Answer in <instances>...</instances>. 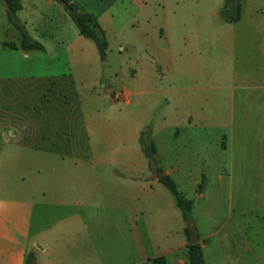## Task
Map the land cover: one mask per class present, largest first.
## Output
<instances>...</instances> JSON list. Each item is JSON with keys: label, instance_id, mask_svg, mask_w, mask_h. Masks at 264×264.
I'll list each match as a JSON object with an SVG mask.
<instances>
[{"label": "crops", "instance_id": "0c3cea01", "mask_svg": "<svg viewBox=\"0 0 264 264\" xmlns=\"http://www.w3.org/2000/svg\"><path fill=\"white\" fill-rule=\"evenodd\" d=\"M20 1L18 19L32 37L53 21L47 7L75 23L60 1ZM73 1L102 28L103 14L117 28L135 27L137 39L120 52L122 80L91 90L86 105L76 73L31 74L40 88L0 126V264H26L29 252L40 264L46 250L55 264H151L159 255L189 264L186 221L156 169L193 198L196 227L195 203L212 177L220 190L264 186V23L246 18L245 8L225 21L224 0H169L160 10L145 0ZM79 34L64 44L69 61ZM43 45L10 48L30 56L47 52ZM245 50L260 62L253 70L235 64ZM112 88L123 98L115 100ZM149 141L154 166L143 146ZM37 205L47 220L35 226ZM163 222L176 224V237L161 241ZM197 231L204 258L211 233Z\"/></svg>", "mask_w": 264, "mask_h": 264}, {"label": "rangeland", "instance_id": "374dc122", "mask_svg": "<svg viewBox=\"0 0 264 264\" xmlns=\"http://www.w3.org/2000/svg\"><path fill=\"white\" fill-rule=\"evenodd\" d=\"M109 1L98 0V3L102 5ZM145 1L147 6L157 10L167 8L169 2V0ZM240 1L242 10L243 8L246 10V18L254 15L258 22L264 23V0ZM4 5V0H0V75L7 76V78H0V126L9 122L12 110H23L24 104L30 101L29 90L31 88H40V82L31 78V74H55L62 71L76 73L77 86L84 105L88 102L87 98L91 90L103 88L101 84L108 86L110 83L122 80L119 69L120 52L126 50L127 43L130 44L131 41L135 42L137 39L135 27L125 25L123 28H117L116 25L110 23L109 15L103 14V29L107 38L105 57L100 56L92 38L79 34V47L72 49L69 61L64 44L74 38L78 30L75 23H72L71 27L63 22L52 8L47 7V10H44V16L50 17L53 21L40 25L39 30H30V33L33 37L35 36L34 39H40L45 43L48 50L25 56L22 51L4 45V41L19 43L21 35L19 29L8 19ZM55 21L60 24L58 29L53 28ZM121 44L124 45L123 48L120 47ZM245 55H248V50L236 55L238 56L235 61L237 67L253 70L254 65L260 64L257 59L248 61ZM240 58L242 62L239 61ZM3 136L0 133V143ZM215 183L212 177V184L208 187L206 197L197 200L193 210L197 227L201 231L206 230L211 233L204 248L205 263L223 264L233 262L236 256H240V260L234 263L242 264L243 258L249 257L251 264H264V186L256 185V188L249 190L243 187L220 190L217 189L218 186ZM34 217L35 226L46 219H42L39 205L36 206ZM166 226L164 222L161 224V241L177 236L173 228L176 226L175 223L170 227ZM167 228H169L168 231H166ZM42 239L40 236L35 241L40 244ZM249 245L251 246L250 252L248 251ZM46 252L47 250L45 253L41 251L40 264H55L56 256L53 253L48 255ZM130 253L133 257L134 253L131 251ZM144 264H149L148 260H145Z\"/></svg>", "mask_w": 264, "mask_h": 264}, {"label": "trees", "instance_id": "16d2710c", "mask_svg": "<svg viewBox=\"0 0 264 264\" xmlns=\"http://www.w3.org/2000/svg\"><path fill=\"white\" fill-rule=\"evenodd\" d=\"M60 1L73 21L75 22L78 31L86 37H90L94 40L99 54L102 58L105 57L107 38L99 23L98 19L94 13L90 11L83 10L80 6L73 0H57ZM6 5V13L10 22L19 29L20 31V41L16 43L14 41H4V45L16 48L22 47L24 49L37 48L44 49V45L37 39H34L26 30L24 24H22L17 16L18 9L21 8L22 4L20 0H4ZM242 10V2L240 0H224L222 7L219 12L225 21L234 22L240 19ZM144 150L149 158L152 166L156 163L155 151L156 146L154 142H144ZM160 181L170 189L177 205L182 211L183 218L186 221L184 230L186 232L187 238H189V227L188 224L191 222V210L194 204V200L191 197L186 196L178 187L174 179L168 175L164 174L160 177ZM202 183L199 184L198 189L201 190ZM187 256L189 264H204V258L202 254V248L199 241L187 242ZM35 256L33 252H29L26 255V264L31 263ZM151 264H167L166 259L163 255L155 256L151 259Z\"/></svg>", "mask_w": 264, "mask_h": 264}, {"label": "water", "instance_id": "95a60500", "mask_svg": "<svg viewBox=\"0 0 264 264\" xmlns=\"http://www.w3.org/2000/svg\"><path fill=\"white\" fill-rule=\"evenodd\" d=\"M156 173L158 174V177H161L163 172L160 169H156ZM189 227V242L193 243L198 241V231L196 229V226L192 223L188 224Z\"/></svg>", "mask_w": 264, "mask_h": 264}, {"label": "built area", "instance_id": "2783aa9c", "mask_svg": "<svg viewBox=\"0 0 264 264\" xmlns=\"http://www.w3.org/2000/svg\"><path fill=\"white\" fill-rule=\"evenodd\" d=\"M110 91H111V94H112V96H113V98L115 100H120V99L123 98V92H122V90L116 89V88H112Z\"/></svg>", "mask_w": 264, "mask_h": 264}]
</instances>
